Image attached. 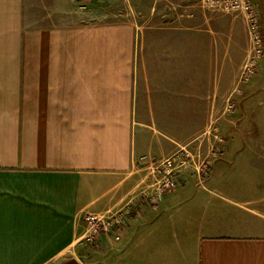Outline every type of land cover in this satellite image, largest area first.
Segmentation results:
<instances>
[{"label": "crops", "instance_id": "obj_1", "mask_svg": "<svg viewBox=\"0 0 264 264\" xmlns=\"http://www.w3.org/2000/svg\"><path fill=\"white\" fill-rule=\"evenodd\" d=\"M44 1L0 0V264H264V198L192 184V168L150 198L154 162L224 106L221 85L195 106L194 82L220 54L231 59L237 20L197 22L181 2L171 25L65 22L67 0ZM112 1L96 0L101 16ZM142 2L125 15H141ZM197 110L196 127L186 119ZM125 211L122 227L83 240L86 215Z\"/></svg>", "mask_w": 264, "mask_h": 264}, {"label": "rangeland", "instance_id": "obj_2", "mask_svg": "<svg viewBox=\"0 0 264 264\" xmlns=\"http://www.w3.org/2000/svg\"><path fill=\"white\" fill-rule=\"evenodd\" d=\"M138 7L141 15L128 16L130 0H113L111 16H101L102 11L96 0H67V7L71 12H66L63 21L72 22H97L100 20L121 21L125 19H135L138 22L156 25H171L173 23V9L176 3H185L184 14L194 17L197 21L201 16L225 18L228 23L232 19L237 20L235 24L233 49L231 59L226 62L220 54V59L212 64L211 68L203 70L202 75L195 78V91H200L194 96L195 106L199 100L205 99V94L213 86L221 85L225 90L219 96L221 105L219 112L214 109L210 112L207 126L195 136V139L185 141V148L192 155H197V165L189 166L194 169L195 174H191V183L198 182L206 178L202 184L209 188H216L220 185H237L247 192L241 195L249 197L264 198V55L257 65V72L252 76H243L242 71L248 53L251 50V36L248 31L246 18L243 13L236 11H226L212 9L202 3L201 0H142ZM256 8L264 15V0H253ZM44 0H25V6L38 7L44 5ZM187 2V3H186ZM45 12L47 9L45 7ZM67 10V11H68ZM68 13H71L69 16ZM198 22V21H197ZM200 22V21H199ZM243 23V25H242ZM244 26V29H243ZM263 31L264 35V30ZM222 38L219 37L221 42ZM246 48L244 56L239 64V69L234 70L235 77L231 75L233 65L238 64L239 50L238 44H244ZM235 49V51H234ZM224 61L227 63L224 68ZM231 68V69H230ZM237 68V67H236ZM242 104H241V102ZM202 107V106H199ZM187 119L193 117L196 126L201 114L200 110L187 113ZM225 120V121H224ZM231 120V121H227ZM197 127V126H196ZM174 128V127H173ZM193 128H181L178 132L187 134ZM220 138L231 139L230 144H223ZM227 145V146H226ZM213 167V168H212ZM213 169L212 179L207 180V175ZM189 176V177H190ZM199 176V177H198ZM182 176L179 177L178 183Z\"/></svg>", "mask_w": 264, "mask_h": 264}, {"label": "built area", "instance_id": "obj_3", "mask_svg": "<svg viewBox=\"0 0 264 264\" xmlns=\"http://www.w3.org/2000/svg\"><path fill=\"white\" fill-rule=\"evenodd\" d=\"M204 5L212 9H220L226 11H236L244 14L251 36V50L246 58L243 67V76H252L257 72L258 64L264 55V36L261 31L258 12L252 0H201ZM198 156L192 155L186 150L185 146L181 147L173 154L161 160L154 162L152 175L154 177L156 194L151 200L155 201L158 195L171 192L178 185V175L183 169H188L192 165L196 167ZM145 196L148 195L145 193ZM127 211L118 213L110 218L104 219L93 214L84 217L85 232L83 240L91 243L102 233L111 232L112 229H119L124 225ZM116 234L115 238L118 239Z\"/></svg>", "mask_w": 264, "mask_h": 264}]
</instances>
